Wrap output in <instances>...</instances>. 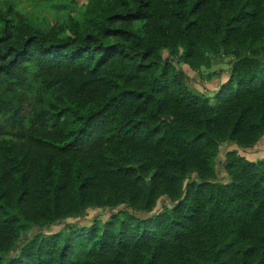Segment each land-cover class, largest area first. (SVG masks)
I'll return each mask as SVG.
<instances>
[{"label": "trees", "instance_id": "1", "mask_svg": "<svg viewBox=\"0 0 264 264\" xmlns=\"http://www.w3.org/2000/svg\"><path fill=\"white\" fill-rule=\"evenodd\" d=\"M38 2L0 0V264H264V0Z\"/></svg>", "mask_w": 264, "mask_h": 264}, {"label": "rangeland", "instance_id": "2", "mask_svg": "<svg viewBox=\"0 0 264 264\" xmlns=\"http://www.w3.org/2000/svg\"><path fill=\"white\" fill-rule=\"evenodd\" d=\"M10 1V0H9ZM87 0H69V8L66 10V13L69 12L71 14H75L78 8L83 5ZM22 5L26 10L35 11L36 16L38 18H43V20L48 24L51 25L52 21L57 18L58 13L57 11L53 10L52 8H48L47 6L40 4L38 0H22ZM69 10V11H68ZM166 54V51H164ZM214 56V54H212ZM234 57L232 52H224L221 53L216 57L212 58V62L209 66H200L199 69L194 70L189 68L185 64H181L184 67L186 72L188 73L189 79L188 83L190 86H193L200 92L204 93L211 101L214 99V90L219 86V84L227 77L230 69V60ZM234 148L235 150H239L233 143L229 141H222L219 143V155L221 156L220 159L217 161V169L221 167V162L224 159V153L227 149ZM222 173H220L221 175ZM221 177V176H220ZM191 177H188L187 180H190ZM163 198L161 200V204H163ZM119 207H115V209H110L105 207L102 209L101 207H89L82 211L79 215L75 216L74 218L66 219L60 221L56 224H53L49 227H41L38 228L36 226L31 227L35 233L39 231H49L50 229H59L60 227L64 226L66 223L71 224H87L89 221L93 219H101L107 218L112 211H116ZM31 232V229L22 231V236L25 237L27 234ZM21 243V240L17 242L16 247L18 248Z\"/></svg>", "mask_w": 264, "mask_h": 264}, {"label": "crops", "instance_id": "3", "mask_svg": "<svg viewBox=\"0 0 264 264\" xmlns=\"http://www.w3.org/2000/svg\"><path fill=\"white\" fill-rule=\"evenodd\" d=\"M264 151V137L262 140H260L258 143H256L254 146H252L249 151L248 155L251 157H256L257 155L262 154Z\"/></svg>", "mask_w": 264, "mask_h": 264}, {"label": "water", "instance_id": "4", "mask_svg": "<svg viewBox=\"0 0 264 264\" xmlns=\"http://www.w3.org/2000/svg\"><path fill=\"white\" fill-rule=\"evenodd\" d=\"M193 92L195 93V94H197V95H202V92H200L199 90H197L196 88H193ZM221 158V156L218 154L217 155V159H220ZM217 165V163H215V166ZM194 177L196 178V179H198L199 180V175L197 174V173H194ZM168 206H171V203H168ZM105 208V206H103L102 207V209H104Z\"/></svg>", "mask_w": 264, "mask_h": 264}]
</instances>
